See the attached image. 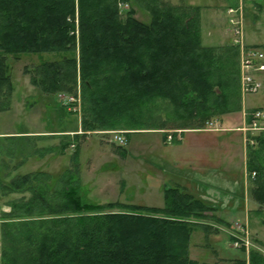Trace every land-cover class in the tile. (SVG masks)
<instances>
[{"label":"trees","instance_id":"16d2710c","mask_svg":"<svg viewBox=\"0 0 264 264\" xmlns=\"http://www.w3.org/2000/svg\"><path fill=\"white\" fill-rule=\"evenodd\" d=\"M133 5L150 22L137 20ZM199 25L197 8L159 0H0V95L12 89L8 57L57 54L60 60L25 72L46 96L74 95L79 80L84 135L142 129V101L186 110L184 118L198 126L241 112L237 53L203 47ZM246 138V173L261 210L264 131ZM68 145L60 144V154ZM70 175L37 172L0 183L1 195H20L1 214L2 264H198L188 254L190 218H207L211 205L178 188L163 191L162 208L90 205ZM249 263L264 264V256L252 250Z\"/></svg>","mask_w":264,"mask_h":264},{"label":"rangeland","instance_id":"374dc122","mask_svg":"<svg viewBox=\"0 0 264 264\" xmlns=\"http://www.w3.org/2000/svg\"><path fill=\"white\" fill-rule=\"evenodd\" d=\"M159 1L176 7L198 9L200 42L203 47H234L233 49L237 53L241 113L235 114L229 124L224 120L222 126L226 129L237 127L245 129L248 127L247 120L251 118L253 113L260 111L264 115V75L260 78L261 88L258 93L255 95H242L240 89L239 46L235 44L237 37L234 35L236 27L234 25H237L241 31L244 48H252L251 46L260 48L263 55L262 62L264 63V0ZM122 6V11L127 9L126 5ZM141 7L133 5L136 12L135 18L143 23L150 22L149 14ZM229 10H232L231 15L228 14ZM230 20L236 21V24L230 23ZM60 58L61 55L57 54H28L8 57L6 60L7 74L12 89L8 90L6 87H2L0 95V135L12 133H29L33 135L42 134V132L62 133L66 130L77 129V125L78 129L75 133L66 134L65 136L42 138L33 135V137L11 141L7 140L9 138L0 139V183L6 185L14 176L37 172H47L51 178L56 179L66 170H70V177L73 178L72 183L78 186L79 194L87 204L104 206L108 203H120L162 208L164 198L162 192L158 189L159 184L151 179H146L150 172V155L146 154V150L140 151L139 149L145 148L143 142L139 143L141 136L128 135L136 131L157 127L168 112L175 115V122L166 119L163 121L165 124L162 125L172 126L178 124L173 130L171 129L170 134L167 133L172 138L176 136V141L180 135L179 131L184 130L183 128H190L197 123L184 118L189 116L185 112L186 110H176L167 102L156 99L151 104H146L149 101H146V103L142 101L136 107L137 112L141 111L140 114L138 113L137 124H139L138 128L141 126L142 129L127 132L120 130L118 132L123 136L128 134L126 147L121 148L113 144L112 136L108 135L112 131L101 132L97 135L92 133L84 135L81 131L83 112L79 80L75 96L73 94L46 96L31 84V74L25 72L26 69L31 70L43 62L58 61ZM241 118H245L246 124L244 126ZM212 120L214 119L203 123L201 126L196 125L195 128L215 129L214 131H217V124L212 128L209 125ZM182 125L183 127H181ZM261 126H264V119ZM242 129L243 134H248ZM254 133L260 134L263 131ZM231 135L238 134L234 132ZM161 136L147 135L143 137L149 139L155 137L159 142ZM246 140L245 136V143ZM68 141L69 145L60 154V144H67ZM176 141L174 142L177 143ZM13 167L14 171L12 172L11 168ZM141 170L146 173L138 174ZM53 179L42 180L41 178V181L51 188L55 183ZM121 181L123 184H121ZM251 189H253V180L246 173V199L248 204H252L248 208L255 210L247 216V219L243 214V206L240 209L238 208L234 215H231L228 211L222 212L220 205L207 203V200L202 199L203 196L196 192H187L195 199L215 208V212L212 214H205L207 216L205 219L190 218V223L195 224L191 229L188 248L190 260L198 264H234L237 261L250 264L249 255L252 250L264 256V245L262 244L264 240L262 234V230H264V210H258L260 207L254 202ZM19 197L20 195L16 194L1 195L0 193V225L1 220H4L1 219V214L9 212L8 204ZM241 209L242 211H240ZM219 217L226 223H222ZM255 231H258L257 235H255ZM0 264H2L1 240Z\"/></svg>","mask_w":264,"mask_h":264},{"label":"crops","instance_id":"0c3cea01","mask_svg":"<svg viewBox=\"0 0 264 264\" xmlns=\"http://www.w3.org/2000/svg\"><path fill=\"white\" fill-rule=\"evenodd\" d=\"M263 75L261 73L256 76L259 82H261L260 78ZM238 113H230L214 118L210 123L218 125L217 131L204 128L196 129L195 127L198 124L186 130H178L180 135L177 141L175 136L171 142H168L167 133L170 134L171 129L173 130L178 124L172 126L162 125L165 124L163 121L166 119L175 122V116H171L172 113L169 112L161 119L162 121L157 127L129 133L128 136L130 134L141 136L139 143L143 142L145 148L139 149L140 151L146 150V154L150 155L151 166L146 179L157 182L159 184L158 189L162 194L168 188L196 192L203 196L202 199L207 200V203L218 204L221 206L222 212L228 211L231 215H234L238 208L240 209L243 206V214L247 219V216L255 210L248 208L252 204H248L246 199V134L242 133V127L226 129L222 126L224 120L229 124L233 116ZM241 119L244 126L246 124L245 118ZM77 129L66 130L62 133L42 132V134L33 135L42 138L65 136L66 134L75 133ZM101 132H111V130L93 131L92 134L97 135ZM112 132H120V130H112ZM234 132L238 135H231ZM33 135L29 133L1 134L0 139L9 138L7 140L11 141L33 137ZM147 135L162 136L158 142L155 137H152V139L143 137ZM124 137L127 139V136ZM11 171H14V167L11 168ZM144 172V170H141L138 174ZM121 184H123L122 181ZM258 210L260 209L258 208ZM263 210L261 209V211ZM219 219L226 223L222 218L219 217ZM255 232V235H257L258 231ZM262 234L264 235V230H262ZM262 244L264 245V240Z\"/></svg>","mask_w":264,"mask_h":264},{"label":"built area","instance_id":"2783aa9c","mask_svg":"<svg viewBox=\"0 0 264 264\" xmlns=\"http://www.w3.org/2000/svg\"><path fill=\"white\" fill-rule=\"evenodd\" d=\"M232 10L228 11V14L231 15ZM230 23H235L236 21L230 20ZM234 35L237 37L235 44L239 46L240 50V89L243 96L255 95L261 88V83L257 79L256 74L264 73V63L262 62L263 55L260 51L254 48H244L243 41L241 38V31L234 25ZM264 119V115L260 111H256L250 118V123L248 127L242 129L244 132L254 133L264 131V126H261ZM212 128V123L209 124ZM215 130V129H213ZM112 136L113 144L117 146H125L126 138L118 132H112L108 134ZM172 138L168 137V141H171ZM254 176V174L252 175Z\"/></svg>","mask_w":264,"mask_h":264},{"label":"bare ground","instance_id":"6f19581e","mask_svg":"<svg viewBox=\"0 0 264 264\" xmlns=\"http://www.w3.org/2000/svg\"><path fill=\"white\" fill-rule=\"evenodd\" d=\"M251 47L254 48V49H257L258 51L261 52V49H260V48H257V46H251ZM239 64H240V50H239ZM256 75H258V74H256ZM253 114H254V113H253ZM124 135H125V134H124ZM168 137H171V136H168ZM168 137H167V139H168ZM171 138H172V137H171ZM127 144H128V140L126 139V145H125V146H118V147L123 148V147H126Z\"/></svg>","mask_w":264,"mask_h":264}]
</instances>
